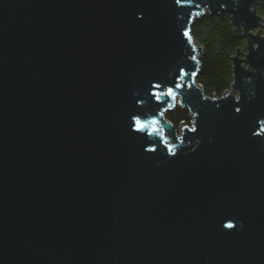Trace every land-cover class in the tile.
I'll list each match as a JSON object with an SVG mask.
<instances>
[{
	"label": "water",
	"instance_id": "obj_1",
	"mask_svg": "<svg viewBox=\"0 0 264 264\" xmlns=\"http://www.w3.org/2000/svg\"><path fill=\"white\" fill-rule=\"evenodd\" d=\"M261 4L0 0V264H264ZM204 12L244 47L220 98L175 89L176 135L150 85L198 72Z\"/></svg>",
	"mask_w": 264,
	"mask_h": 264
},
{
	"label": "trees",
	"instance_id": "obj_2",
	"mask_svg": "<svg viewBox=\"0 0 264 264\" xmlns=\"http://www.w3.org/2000/svg\"><path fill=\"white\" fill-rule=\"evenodd\" d=\"M256 11L264 17V4L258 5ZM189 33L202 47L195 81L201 85L203 94L220 96L230 86L231 57L244 47V40L234 33L227 19L207 12L194 19ZM188 113L186 108L174 107L165 113V118L177 126L180 121L189 120Z\"/></svg>",
	"mask_w": 264,
	"mask_h": 264
},
{
	"label": "snow or ice",
	"instance_id": "obj_3",
	"mask_svg": "<svg viewBox=\"0 0 264 264\" xmlns=\"http://www.w3.org/2000/svg\"><path fill=\"white\" fill-rule=\"evenodd\" d=\"M176 4L180 5L182 3L185 2V0H175ZM190 2V0H189ZM197 7H199V5H197ZM199 15V13H197ZM183 35L189 39V41L191 40V36L189 31L185 30ZM193 51H195V49H193ZM191 60L196 62L197 61V57L195 55H193L191 57ZM198 74L197 71H191L189 72L188 70H186L185 68L181 67L178 71V74L175 78V82L171 85H163L162 83H155V84H151L150 85V95L153 96L156 100H161L164 96H168L171 97V100L168 101V107H173L174 106V102H175V98H176V91L175 89H180L186 86V81L187 78L189 77H195ZM188 87H191V83H187ZM162 89H166V90H162ZM236 112H240V109L237 108ZM160 115H163V112L160 113ZM158 123L156 118H153L152 120V124L156 125ZM148 123L146 121H143L139 116L137 115H133L131 116V123H130V128L132 129V131L136 132V133H141L144 132L145 129H148ZM157 129L155 127H153L150 130L151 132H156ZM159 134L161 135L162 139H161V143H166L168 145V151L170 154H174L173 152V146L171 143H168L167 138L163 137V129L162 126L159 130ZM155 148H147L145 149V151H155ZM233 225H228V227H232Z\"/></svg>",
	"mask_w": 264,
	"mask_h": 264
},
{
	"label": "built area",
	"instance_id": "obj_4",
	"mask_svg": "<svg viewBox=\"0 0 264 264\" xmlns=\"http://www.w3.org/2000/svg\"><path fill=\"white\" fill-rule=\"evenodd\" d=\"M263 36H264V33H263ZM194 44H197L196 42H195V40H194ZM197 45H199V44H197ZM200 46V45H199ZM200 48H201V50H202V47L200 46ZM196 82V81H195ZM197 83V82H196ZM199 84V83H198ZM231 84H232V81H231V83H230V86H229V88L228 89H226L227 91H230L231 90ZM200 85V84H199ZM201 86V85H200ZM232 93H233V95L234 96H236L237 95V91H234V90H232ZM215 95V94H214ZM222 95V94H221ZM221 95L220 96H217V95H215V97L216 98H220L221 97ZM204 96H206V97H208V98H214V96H213V94H211V95H205L204 94ZM174 107H182L181 106V104L180 103H175L174 104V106H173V108ZM188 116H189V120L187 121V122H185L184 121V123L187 125V126H191V123H190V120H192L193 119V117L192 116H190V114L188 113ZM164 117H165V114H164ZM169 121V120H168ZM170 122V121H169ZM181 122V121H180ZM179 122V123H180ZM171 123V122H170ZM179 123H178V125L177 126H179ZM171 125H172V127L174 128V130H175V132H176V135H180V130H179V128L177 127V126H174L172 123H171Z\"/></svg>",
	"mask_w": 264,
	"mask_h": 264
},
{
	"label": "rangeland",
	"instance_id": "obj_5",
	"mask_svg": "<svg viewBox=\"0 0 264 264\" xmlns=\"http://www.w3.org/2000/svg\"><path fill=\"white\" fill-rule=\"evenodd\" d=\"M263 33H264V31H263ZM178 127V126H177Z\"/></svg>",
	"mask_w": 264,
	"mask_h": 264
},
{
	"label": "flooded vegetation",
	"instance_id": "obj_6",
	"mask_svg": "<svg viewBox=\"0 0 264 264\" xmlns=\"http://www.w3.org/2000/svg\"><path fill=\"white\" fill-rule=\"evenodd\" d=\"M165 113H166V112H165ZM165 113H164V114H165Z\"/></svg>",
	"mask_w": 264,
	"mask_h": 264
}]
</instances>
